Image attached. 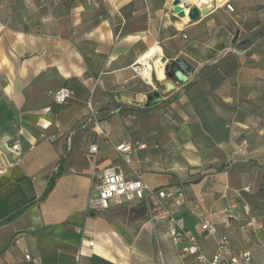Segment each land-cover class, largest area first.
<instances>
[{
  "label": "crops",
  "instance_id": "0c3cea01",
  "mask_svg": "<svg viewBox=\"0 0 264 264\" xmlns=\"http://www.w3.org/2000/svg\"><path fill=\"white\" fill-rule=\"evenodd\" d=\"M171 1L0 0V264H207L149 200L93 206L94 167L111 164L181 190L176 215L205 258L225 235L226 257L264 261V0H216L194 20ZM124 141L144 147L122 154Z\"/></svg>",
  "mask_w": 264,
  "mask_h": 264
},
{
  "label": "built area",
  "instance_id": "2783aa9c",
  "mask_svg": "<svg viewBox=\"0 0 264 264\" xmlns=\"http://www.w3.org/2000/svg\"><path fill=\"white\" fill-rule=\"evenodd\" d=\"M222 5L226 9H233L230 0H224ZM253 43V42H252ZM134 71L141 70L138 66L133 68ZM73 94L72 90L67 87H60L55 92V101L63 104ZM99 136L106 135L107 131L100 124L96 125L95 130ZM18 143H14L11 147L19 154ZM134 147L143 148V144L137 142H121L115 145V149L122 154H130ZM90 152L97 151V144L90 145ZM93 174L98 182V192L95 199L91 202L93 206L100 209L108 208L112 203H123L124 201L147 199L150 201L149 216H160L168 222V235L173 243L184 241L182 251L194 255L198 260H205L207 264H250L251 252L250 250H243L238 254L232 253L226 257L227 252L230 250L229 241L227 236L222 235L219 240V245L216 253L209 259L205 258L201 252L196 236L188 231L185 227L182 218L178 217L177 209L185 205L187 199L184 193L179 189H168L166 187H149L141 176L133 178L126 177L125 174L117 168L116 165H107L96 169L94 167ZM201 228L210 233L214 232V228L210 225L209 220L205 219ZM92 244V241H89ZM30 255L26 252L25 258ZM261 264H264L262 261Z\"/></svg>",
  "mask_w": 264,
  "mask_h": 264
},
{
  "label": "water",
  "instance_id": "95a60500",
  "mask_svg": "<svg viewBox=\"0 0 264 264\" xmlns=\"http://www.w3.org/2000/svg\"><path fill=\"white\" fill-rule=\"evenodd\" d=\"M171 5L174 13L178 16L188 17L190 20H194L200 14H206L211 10V8L208 7L192 5V3H187L185 0H172ZM162 61L164 62V71L167 75L180 76L181 71H173V67L167 62L165 57H162ZM178 62H180V60H178ZM148 98L151 97L149 96Z\"/></svg>",
  "mask_w": 264,
  "mask_h": 264
},
{
  "label": "bare ground",
  "instance_id": "6f19581e",
  "mask_svg": "<svg viewBox=\"0 0 264 264\" xmlns=\"http://www.w3.org/2000/svg\"><path fill=\"white\" fill-rule=\"evenodd\" d=\"M187 3H194V2H197V4H199L198 6L200 7H208V8H213L214 6V3H212L211 1H208V0H185ZM158 51V48H154L152 50H150V52L148 53V57H152L156 52ZM147 65H145L143 62V66H149L150 68L147 69V73L149 74L150 73V69H151V63L149 62V59H147ZM145 62V61H144ZM154 64H156L157 66H160L162 64L163 61H161V59H155L154 60ZM146 63V62H145ZM158 63V64H157ZM160 63V64H159ZM141 72H144V67L141 69ZM147 74V75H148Z\"/></svg>",
  "mask_w": 264,
  "mask_h": 264
},
{
  "label": "rangeland",
  "instance_id": "374dc122",
  "mask_svg": "<svg viewBox=\"0 0 264 264\" xmlns=\"http://www.w3.org/2000/svg\"><path fill=\"white\" fill-rule=\"evenodd\" d=\"M31 1H33V2H43V1H45V0H31ZM197 1V0H196ZM199 1V0H198ZM233 0H230V3L232 2ZM212 3H214V5H216V3H218L216 0H213L212 1ZM220 3V2H219ZM233 3V2H232ZM194 4H196V3H194ZM263 8H264V6H262ZM234 8V7H233ZM261 14H262V12H261ZM242 19V18H241ZM244 22V21H243ZM245 25H247V27H248V29L249 28H251L252 26L249 24H246V22H245ZM259 26V25H258ZM258 28V27H257ZM256 28V29H257ZM260 33V34H257V36L254 38L255 39V44H263L264 43V17H263V21L262 22H260V29L257 31V33ZM249 245H251L252 247H254L253 246V244H249Z\"/></svg>",
  "mask_w": 264,
  "mask_h": 264
},
{
  "label": "trees",
  "instance_id": "16d2710c",
  "mask_svg": "<svg viewBox=\"0 0 264 264\" xmlns=\"http://www.w3.org/2000/svg\"><path fill=\"white\" fill-rule=\"evenodd\" d=\"M147 102H150V100H148ZM55 178H56V175H53L50 178L49 183H48V185H47V187H46L43 195H46L49 192V190L51 189L52 183H53V181H54Z\"/></svg>",
  "mask_w": 264,
  "mask_h": 264
}]
</instances>
